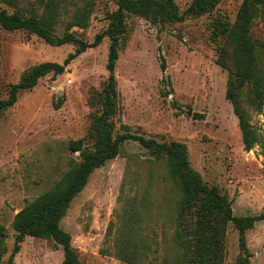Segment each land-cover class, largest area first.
<instances>
[{
	"label": "rangeland",
	"instance_id": "rangeland-1",
	"mask_svg": "<svg viewBox=\"0 0 264 264\" xmlns=\"http://www.w3.org/2000/svg\"><path fill=\"white\" fill-rule=\"evenodd\" d=\"M175 1L183 11L192 0ZM242 1L222 0L200 16L164 26L130 16L116 64L118 105L111 118L114 132L185 143L191 166L208 186L229 197L236 216L264 214V98L260 110L251 89L244 93L257 135L247 150L226 97L229 73L217 61L212 33L216 20L236 21ZM1 6L36 15L57 34L70 31L88 41L108 27V13L117 8L114 0H2ZM252 34L264 42V18L256 19ZM109 46L106 36L64 73H49L34 88L21 91L18 101L0 113V225L6 235L2 264H9L13 250L16 213L80 159V151L71 152L69 142L83 138L85 148L93 146V121L102 111L109 76ZM74 48L0 27V97L33 66L63 63ZM181 193L164 154L127 141L117 157L91 174L61 226L72 235L82 264H182V249L174 243ZM136 214L146 216L142 224L152 227L147 246L122 236L126 220ZM246 242L250 264H264V219L247 230ZM240 254L239 231L230 222L224 264H235ZM63 259V247L54 239L28 235L14 262L61 264Z\"/></svg>",
	"mask_w": 264,
	"mask_h": 264
},
{
	"label": "trees",
	"instance_id": "trees-1",
	"mask_svg": "<svg viewBox=\"0 0 264 264\" xmlns=\"http://www.w3.org/2000/svg\"><path fill=\"white\" fill-rule=\"evenodd\" d=\"M0 27L7 30H26L54 46L72 43L75 48L63 63L55 61L41 62L30 68L20 81L11 83L5 98L0 97V113L12 107L19 93L34 88L39 79L49 73H64L70 62L87 49L100 45L108 36L110 40L107 70L108 81L103 88L102 111L93 121L92 148H85L84 139L71 140L68 144L71 152L80 151V159L49 189L20 209L13 220L15 229L14 246L8 263L15 264L14 258L21 249L26 236L52 238L62 245L64 259L61 264H82L77 250L72 245V235L62 226L75 197L84 189L91 174L117 157L121 147L127 141H138L144 148L164 154L181 186V196L177 204L175 245L183 252L182 264H224L225 238L227 226L233 222L239 231L241 254L235 264H250L251 252L246 242L247 230L264 219V214L236 216L232 201L220 192L217 186H208L201 173L191 166L188 147L185 143L158 141L153 137L131 132H114L111 118L118 105L116 64L120 49L128 32L127 19L130 16L146 18L155 25L164 26L197 17L213 10L222 0H192L181 10L175 0H114L117 8L108 13V27L96 34L92 41L85 40L73 32L55 33L49 25L36 15L24 14L16 9L12 12L1 6ZM258 17L264 18V0H243L234 23L216 20L213 25L212 39L218 45V63L228 70L226 97L232 103L239 119L244 147L251 150L257 142L254 127L248 120L244 105V93L250 88L255 101L264 98V42L258 43L252 29ZM82 26V23H79ZM165 62L162 61V69ZM62 101L57 103V106ZM122 236L128 237L136 246H147L150 229L143 225L146 216L131 215ZM147 222V221H146ZM4 227L0 225V264L4 255L2 239Z\"/></svg>",
	"mask_w": 264,
	"mask_h": 264
}]
</instances>
